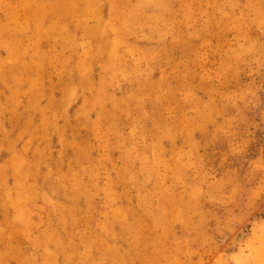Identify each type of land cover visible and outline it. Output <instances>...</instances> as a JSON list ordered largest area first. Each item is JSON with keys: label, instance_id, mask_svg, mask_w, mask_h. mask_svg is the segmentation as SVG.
<instances>
[{"label": "rangeland", "instance_id": "374dc122", "mask_svg": "<svg viewBox=\"0 0 264 264\" xmlns=\"http://www.w3.org/2000/svg\"><path fill=\"white\" fill-rule=\"evenodd\" d=\"M129 1L0 0V264H264V0Z\"/></svg>", "mask_w": 264, "mask_h": 264}, {"label": "crops", "instance_id": "0c3cea01", "mask_svg": "<svg viewBox=\"0 0 264 264\" xmlns=\"http://www.w3.org/2000/svg\"><path fill=\"white\" fill-rule=\"evenodd\" d=\"M8 1L14 8L19 6L27 7V9L23 10L21 13L22 15L26 13L28 16V25L31 34L44 40L43 48L39 50V53L52 52L50 49L52 46L47 39H49L48 37L52 38L51 36L58 34L57 31L67 30L69 45L73 44L77 46L82 43V41L86 40L87 33L83 31L92 27V24H89L87 20L94 17L98 5L103 7L101 13L102 17H104V8H106L107 13L109 6H125L127 4H132L129 0H20L21 3L16 2V0ZM41 7L45 9L42 10ZM82 20H85V25L78 27L77 23ZM7 22L8 18L5 20L1 19L0 25L6 26ZM34 27H37L38 34H33ZM77 31H79L80 34H77ZM60 45L65 46L64 44H59V46ZM80 51L82 52L81 49L75 52L81 53ZM6 53H14V51H7ZM19 53L22 52L20 51Z\"/></svg>", "mask_w": 264, "mask_h": 264}]
</instances>
